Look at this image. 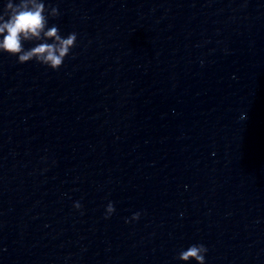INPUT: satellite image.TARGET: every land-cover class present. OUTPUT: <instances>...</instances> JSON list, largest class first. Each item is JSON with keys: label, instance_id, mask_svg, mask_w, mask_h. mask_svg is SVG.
Wrapping results in <instances>:
<instances>
[{"label": "water", "instance_id": "1", "mask_svg": "<svg viewBox=\"0 0 264 264\" xmlns=\"http://www.w3.org/2000/svg\"><path fill=\"white\" fill-rule=\"evenodd\" d=\"M45 2L77 40L0 54V264H264V0Z\"/></svg>", "mask_w": 264, "mask_h": 264}, {"label": "clouds", "instance_id": "2", "mask_svg": "<svg viewBox=\"0 0 264 264\" xmlns=\"http://www.w3.org/2000/svg\"><path fill=\"white\" fill-rule=\"evenodd\" d=\"M0 54L14 56L17 63L29 61L59 68L70 54L77 40L76 32L61 34L55 24L49 25V19L59 15L56 6L45 0H0ZM31 46L25 48V44ZM79 201L73 202L74 209H81ZM115 211L111 200L104 207V218H109ZM141 212H133L124 218V223L139 219ZM207 248L201 243L190 244L175 257L183 264L195 262L205 264Z\"/></svg>", "mask_w": 264, "mask_h": 264}]
</instances>
